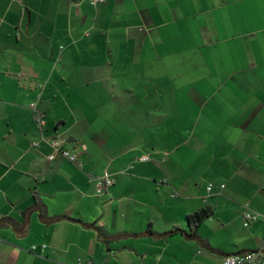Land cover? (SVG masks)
<instances>
[{"label":"crops","instance_id":"obj_1","mask_svg":"<svg viewBox=\"0 0 264 264\" xmlns=\"http://www.w3.org/2000/svg\"><path fill=\"white\" fill-rule=\"evenodd\" d=\"M248 211L264 0H0V264H222L264 253Z\"/></svg>","mask_w":264,"mask_h":264},{"label":"built area","instance_id":"obj_2","mask_svg":"<svg viewBox=\"0 0 264 264\" xmlns=\"http://www.w3.org/2000/svg\"><path fill=\"white\" fill-rule=\"evenodd\" d=\"M92 4H96L99 2H103L104 0H90ZM35 122L41 127L44 123L42 115L35 111L34 115ZM54 148V153H58L64 159L68 160L71 163L77 164L81 167V163H78V157L76 154L71 153L67 150H61L58 148L57 143H52ZM54 155L49 156V160L54 159ZM142 162L148 161V157H141L140 159ZM113 185V180L109 177H100L96 179V189L97 193H102L106 188ZM211 186L207 187V191H211ZM261 221L264 224V216H261L257 213H252L250 211L244 214V227H248L250 224ZM222 264H264V253L262 251L257 252H248L244 254H237L227 256L223 259Z\"/></svg>","mask_w":264,"mask_h":264},{"label":"trees","instance_id":"obj_3","mask_svg":"<svg viewBox=\"0 0 264 264\" xmlns=\"http://www.w3.org/2000/svg\"><path fill=\"white\" fill-rule=\"evenodd\" d=\"M211 215H212L211 209L205 208V209H202L198 212H195L192 215L187 216L186 221L188 224V232H184V233H186L187 237L200 241L203 246L208 247V248H209L208 243L202 241L200 239V237L198 236V230H199L200 225L205 220H207ZM101 234H102V232H101Z\"/></svg>","mask_w":264,"mask_h":264},{"label":"rangeland","instance_id":"obj_4","mask_svg":"<svg viewBox=\"0 0 264 264\" xmlns=\"http://www.w3.org/2000/svg\"><path fill=\"white\" fill-rule=\"evenodd\" d=\"M258 214H259V213H258ZM259 215L264 216L263 214H259ZM255 223H257V222H255Z\"/></svg>","mask_w":264,"mask_h":264}]
</instances>
